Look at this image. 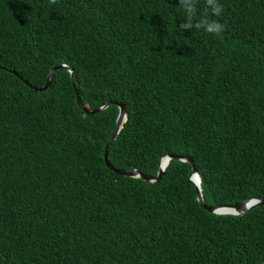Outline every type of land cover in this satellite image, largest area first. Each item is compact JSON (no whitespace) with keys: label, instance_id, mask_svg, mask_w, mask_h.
<instances>
[{"label":"trees","instance_id":"1","mask_svg":"<svg viewBox=\"0 0 264 264\" xmlns=\"http://www.w3.org/2000/svg\"><path fill=\"white\" fill-rule=\"evenodd\" d=\"M73 89L124 105L114 169L184 156L205 206L264 200V0H0V264L264 260V206L207 213L176 160L115 175L117 109Z\"/></svg>","mask_w":264,"mask_h":264},{"label":"water","instance_id":"2","mask_svg":"<svg viewBox=\"0 0 264 264\" xmlns=\"http://www.w3.org/2000/svg\"><path fill=\"white\" fill-rule=\"evenodd\" d=\"M62 68L68 72L70 79H72V69L66 65H58V66L51 67L47 71V74H46L45 80H44V84L38 88L30 86L28 83H26L25 81H23L19 77L18 78L22 81L23 84L28 86L30 89L40 92V91H44L47 89V87H48V85L52 79L53 72L57 69H62ZM10 73L13 74L15 77H17L14 72H10ZM72 87H73V85H72ZM73 95H74V100H75L77 108L80 111H83L85 114H93L95 112H98V111L105 109L109 105H113L116 107L117 115H116V118L114 121L113 128L110 131V133L107 136L106 141L104 143L103 155H102L105 168H107L109 171H111L115 175L130 177V178H138L146 184H154V183L158 182L160 180L161 176L164 174V171L166 169L168 162L170 160H176V161L187 163L190 165V173L187 176V181L192 185V187L194 189V196H195V200H196L198 206L201 209L205 210L207 213L214 214V215H222V216H226V215H228V216H242L254 208H257L259 206H264V200H262L260 198H249L245 201H240V202L230 204V205H216V206H211V207L205 206L203 203V200H202V194H201V189H200V178L197 174L196 169L192 165L191 160L184 157V156H179V155H163V156H161L158 159L157 168H156V172L154 175L140 174L138 171H136L134 169H130V170L114 169L107 161V149H108L109 145L111 144V142L115 139L116 135L118 134L119 130L121 129L123 123L126 120L124 105L121 103H117V102L105 101L102 104H100L99 106L88 110V109H85L81 105V102H80L79 97H78V93L75 89H73ZM259 264H264V260L262 262H260Z\"/></svg>","mask_w":264,"mask_h":264},{"label":"clouds","instance_id":"3","mask_svg":"<svg viewBox=\"0 0 264 264\" xmlns=\"http://www.w3.org/2000/svg\"><path fill=\"white\" fill-rule=\"evenodd\" d=\"M51 3L55 4L56 0H50ZM208 3H212V0H208ZM213 11L216 13L217 16L223 11L222 5H217ZM225 29V25L221 24L218 21H213L207 28V31L210 33H214L215 35L219 36Z\"/></svg>","mask_w":264,"mask_h":264}]
</instances>
